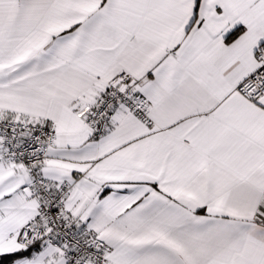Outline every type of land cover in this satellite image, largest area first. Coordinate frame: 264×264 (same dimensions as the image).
I'll list each match as a JSON object with an SVG mask.
<instances>
[{
	"label": "snow or ice",
	"instance_id": "1",
	"mask_svg": "<svg viewBox=\"0 0 264 264\" xmlns=\"http://www.w3.org/2000/svg\"><path fill=\"white\" fill-rule=\"evenodd\" d=\"M0 264H264V0H0Z\"/></svg>",
	"mask_w": 264,
	"mask_h": 264
}]
</instances>
